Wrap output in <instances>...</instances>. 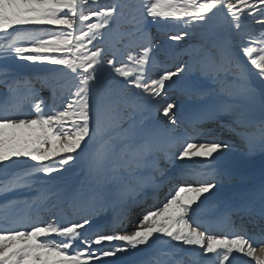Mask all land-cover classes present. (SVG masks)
<instances>
[{
	"label": "snow or ice",
	"instance_id": "1",
	"mask_svg": "<svg viewBox=\"0 0 264 264\" xmlns=\"http://www.w3.org/2000/svg\"><path fill=\"white\" fill-rule=\"evenodd\" d=\"M0 89V195L35 193L0 203V264H264V171L198 216L235 179L206 125L264 154V0H0Z\"/></svg>",
	"mask_w": 264,
	"mask_h": 264
},
{
	"label": "rangeland",
	"instance_id": "2",
	"mask_svg": "<svg viewBox=\"0 0 264 264\" xmlns=\"http://www.w3.org/2000/svg\"><path fill=\"white\" fill-rule=\"evenodd\" d=\"M104 2H105L104 0H100L101 4H103ZM110 2L111 1H109V3ZM175 31H179V29H176ZM152 32L154 35H156L157 29L155 27H153ZM163 38L164 37H162V36L158 37V39H163ZM187 42L188 41L186 39L184 41V43H187ZM172 43L175 44L176 42H172ZM109 58H111V57L109 56ZM161 60L164 61L160 66L161 71L164 68H169L171 70H175V68L177 66H179V64L181 63V61L175 57L167 58V59L165 57H161ZM20 63H21V65L27 64V62H20ZM52 67H57V66H52ZM20 71H21L22 75H29V74H31V72L33 70L24 66L20 69ZM180 86H181V84L179 83L177 85H173L172 88H170V89H166L165 91L167 94V98L172 100V101H176L178 107L182 106L183 104H186L187 106H189L190 107L189 114L191 115V112L194 109L195 104L193 101H190V100L186 99L183 95H181V93L179 91ZM37 87H39V85H37ZM2 93H3V89H0V95H2ZM41 95H43L44 97H48V96H50V93L47 90H45L41 93ZM164 102L165 101L163 99H159V103L161 105H163ZM183 107H186V106H183ZM145 116L147 117V119L145 120V123L148 125L157 124V123L165 121V118L163 117L162 111H160V112L155 111L154 106H151V105L149 106V111L147 113H145ZM256 117L259 118V108L256 109ZM222 119L224 121H227L228 117H222ZM218 123L219 122H214L212 124L206 125V127L213 128L216 131L217 135L221 139L226 138V141L229 140L228 138L232 139L230 141L239 140L243 146L240 145V148L238 147V149H241L243 154L247 153V148H246L245 144L242 143L238 137L234 136L233 134L228 132L226 129H220L218 126ZM177 125H178V123L175 125L177 132H183L181 129L178 128L179 126H177ZM82 165H83V162L81 161V164L77 165L72 171H70L68 173H64L63 174L64 180L66 182L74 181L77 178V176L80 174V168L82 167ZM227 166L233 171V173L235 175V179H233L230 183L225 184L224 187H222L220 189L217 197L215 199H213L212 201H210L207 205L202 206L200 212H205V210H210L212 212H215L217 210V208L221 207L222 205H224L225 203H227L229 201L230 198L226 197L225 194H228L229 192H231L232 196H234L233 200H236V194L243 192L245 190V188L247 187V184L249 181L255 180L258 182L262 171H264V154H261L257 150L252 155H250V156L248 155V158L247 157H244L242 159H239V158L230 159L229 158L227 161ZM28 195H35V193H29V192L24 191V190H21L19 192H14V193H7L4 195H0V203L4 202L7 199H11L13 197L23 198V197L28 196ZM165 195H166L165 193H161L160 194V200H163L165 198ZM9 197H11V198H9ZM157 206H159V205H157ZM110 215H111V209L107 213L106 217H109ZM135 218H136V216L133 215L134 220H135ZM131 253L133 256L141 254V253L137 254L136 252H131ZM142 254L145 255L144 253H142ZM125 255L126 254H122L121 256H125ZM107 259H113V258H107Z\"/></svg>",
	"mask_w": 264,
	"mask_h": 264
},
{
	"label": "bare ground",
	"instance_id": "3",
	"mask_svg": "<svg viewBox=\"0 0 264 264\" xmlns=\"http://www.w3.org/2000/svg\"><path fill=\"white\" fill-rule=\"evenodd\" d=\"M220 132H221V131H220ZM218 134H219V133H218ZM161 193H165V194H166V189H165L164 191H162ZM161 193H160V194H161ZM140 199H141V198H140ZM224 206H225V205H224ZM224 206H222V208H221L222 210H224ZM217 212H218V211H217ZM217 212H216V213H217ZM217 215H218V213H217ZM217 215H216V216H217ZM134 216H135V214H134ZM208 216H214V215H212V214H211V215H208V214H207V215H204L203 217L206 218V217H208ZM104 218H105V217H104ZM238 257H239V258H243V259H245L246 261L249 259V258H247V257H242V256H240V255H237V258H238ZM236 261H237V259H236Z\"/></svg>",
	"mask_w": 264,
	"mask_h": 264
},
{
	"label": "trees",
	"instance_id": "4",
	"mask_svg": "<svg viewBox=\"0 0 264 264\" xmlns=\"http://www.w3.org/2000/svg\"><path fill=\"white\" fill-rule=\"evenodd\" d=\"M105 2L103 3V4H107V3H109V1H111V0H104ZM50 67H52V66H50Z\"/></svg>",
	"mask_w": 264,
	"mask_h": 264
}]
</instances>
